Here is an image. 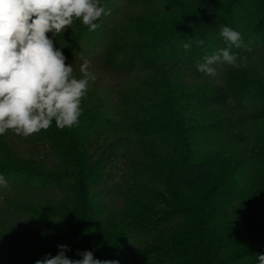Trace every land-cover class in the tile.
Here are the masks:
<instances>
[{"label":"trees","instance_id":"16d2710c","mask_svg":"<svg viewBox=\"0 0 264 264\" xmlns=\"http://www.w3.org/2000/svg\"><path fill=\"white\" fill-rule=\"evenodd\" d=\"M53 44L96 76L78 126L0 136V264H259L264 254V0H100ZM110 10V14H107ZM236 68L197 64L227 43ZM204 40L203 45L196 42ZM191 43L185 50L183 45ZM63 46V47H62Z\"/></svg>","mask_w":264,"mask_h":264},{"label":"clouds","instance_id":"9594fccd","mask_svg":"<svg viewBox=\"0 0 264 264\" xmlns=\"http://www.w3.org/2000/svg\"><path fill=\"white\" fill-rule=\"evenodd\" d=\"M105 14L100 0H0V136L11 130L27 138L47 130L53 121L60 129L78 126L81 101L96 76L85 58L79 66L82 78H76L73 66L65 63L66 57L47 34L57 37L75 20L95 31L96 21ZM220 36L228 46L197 64L198 71L212 77L217 75L213 67L217 63L246 66V58L238 63L237 54L230 52L233 46L247 47L241 33L223 26ZM196 43L203 45L204 40ZM191 46L189 42L183 48ZM0 186L7 187L3 175ZM57 247L55 256L46 255L35 264H119L95 259L92 251L78 252L82 258L72 260L66 256L68 245ZM258 262L264 264V254L258 255Z\"/></svg>","mask_w":264,"mask_h":264}]
</instances>
